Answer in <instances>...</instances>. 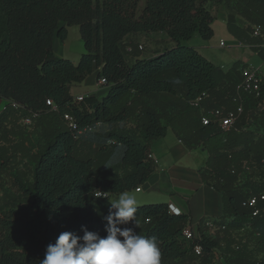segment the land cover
<instances>
[{"label":"trees","instance_id":"trees-1","mask_svg":"<svg viewBox=\"0 0 264 264\" xmlns=\"http://www.w3.org/2000/svg\"><path fill=\"white\" fill-rule=\"evenodd\" d=\"M209 1L145 0L140 7L142 0H0V97L8 101L0 114V264H39L61 232L83 235L86 228L106 237L110 196L148 182L157 168L152 145L169 129L188 149L208 152L201 176L222 194L224 215L215 220L227 228L210 236L199 227L201 239L193 242L183 235L192 224L188 214L151 203L137 205L135 231L157 239L160 264H213L217 253L226 264H264V214L254 217L248 204L264 192V77L259 95L243 92L248 65L224 71L183 44L195 34L214 36ZM219 2L231 32L237 17L248 23L242 42L264 60V0ZM71 26L80 28L87 50L78 64L53 51L54 37L66 40ZM255 26L262 38L253 37ZM158 32L175 46L128 63L126 37ZM96 71L108 94L75 100L72 86ZM241 105L229 130L202 124L204 113ZM88 127L94 130L83 132ZM240 230L241 237L233 235ZM197 243L201 257L193 251Z\"/></svg>","mask_w":264,"mask_h":264},{"label":"crops","instance_id":"crops-1","mask_svg":"<svg viewBox=\"0 0 264 264\" xmlns=\"http://www.w3.org/2000/svg\"><path fill=\"white\" fill-rule=\"evenodd\" d=\"M142 4L145 5V0H142ZM207 8L214 16L212 23L214 36L210 40H204L199 34H195L183 44L197 49L200 54L224 71H229L235 63L240 62L258 69L264 76V60L253 50V46L242 42V38L248 37L246 33L248 23L242 17H237V33H233L228 28V11L223 3L219 0H210ZM67 30L69 33V27ZM81 39L84 43V51L74 50L68 44V37L62 40L56 35L53 41L54 54L78 64L83 54L87 52L82 36ZM144 43L147 48L140 50V45ZM124 44H127L126 59L130 64L137 59L157 57L166 49L175 46V42L164 32L132 34L126 37ZM258 56L262 63L255 66ZM108 92L109 87L98 80L97 71L88 76L84 82L74 84L71 88V95L75 100L78 97L91 96L101 100ZM7 104L8 101L0 97V114ZM151 154L157 168L148 182L141 187V191H133L143 193L146 189L150 191V195L137 202V205L152 201L173 205L181 214H188L194 226L199 225L205 218L219 220L222 218L224 215L222 194L205 184L201 176V171L206 168L209 158L204 147L188 149L169 129L164 138L153 143ZM110 201L112 202L111 197Z\"/></svg>","mask_w":264,"mask_h":264},{"label":"clouds","instance_id":"clouds-1","mask_svg":"<svg viewBox=\"0 0 264 264\" xmlns=\"http://www.w3.org/2000/svg\"><path fill=\"white\" fill-rule=\"evenodd\" d=\"M104 193L97 191L98 197ZM137 200L125 192L110 204L106 222V237L82 228L83 235L61 232L54 243L46 247L39 264H160L161 253L155 237H145L138 228ZM131 224L132 227L126 225Z\"/></svg>","mask_w":264,"mask_h":264},{"label":"built area","instance_id":"built-area-1","mask_svg":"<svg viewBox=\"0 0 264 264\" xmlns=\"http://www.w3.org/2000/svg\"><path fill=\"white\" fill-rule=\"evenodd\" d=\"M252 35L255 38H262L263 37L262 29L258 26H255L253 28ZM262 47H264V41H263ZM144 48H146V47L140 45V50H145ZM241 73L243 76V81H242V84L239 86V89L242 90L243 92L254 93L256 95H259L260 91H261L262 79L264 77L262 75V73L258 69L253 68V67H249V66L243 68ZM100 83H102L103 85L107 84L105 79H102L100 81ZM83 99H84V97H78L77 101H82ZM200 100H201V98L196 100L194 102V105L199 106ZM14 105H17V104L15 103ZM47 105H50V106H53L54 108H56V106L52 100H48ZM242 112H243V106L242 105L239 106L237 108V110L230 111L227 113H225L224 111H222L220 109H216V110H212L209 114H205V113L202 114L201 121H202V124L205 126L210 125L212 122H217L220 124V126L224 130H229L234 125V123L236 122L237 116ZM64 119L67 122L68 127L72 131H75L78 129L77 121L71 114H65ZM24 123L30 124L31 120L26 119V120H24ZM93 130H94L93 127H88V128H85L83 130V132L93 131ZM81 132L82 131H80V133ZM149 157L152 159V154H150ZM97 191H100V190H96V192H95V196L98 197ZM137 191H141V187L138 188ZM102 196L107 197V194H103ZM260 201H264V192L261 193L260 195H254V196L250 197L248 200L249 206L254 208V210H253V216L254 217L259 216L261 214H264V209L258 207V203ZM170 212L173 214H176V215L181 214L180 211L177 208H175L173 205H170ZM199 227H202L204 229L205 234L210 235V236L222 234L227 228L226 225L219 223L215 219L205 218L197 226H194L193 224L188 225L183 231L184 237L187 240H190L193 242L197 238L201 239V234L198 232ZM243 233H244V230H240V231L234 232L233 235L234 236L239 235L241 237L243 235ZM193 251H194L195 255L201 257L203 255V246L201 244L197 243L194 245ZM216 256L217 257L215 258L213 264H226V259H225L224 255L217 253Z\"/></svg>","mask_w":264,"mask_h":264},{"label":"rangeland","instance_id":"rangeland-1","mask_svg":"<svg viewBox=\"0 0 264 264\" xmlns=\"http://www.w3.org/2000/svg\"><path fill=\"white\" fill-rule=\"evenodd\" d=\"M142 3H140V7H142ZM68 44L71 45V47L74 49V50H85L84 48V43L81 39V34L79 32V27L78 26H71L69 27V33H68ZM146 43L142 44V46H145L147 48V46L145 45ZM145 49V48H144ZM257 63L255 64V66H258L260 65L262 62H261V58L258 56L257 58ZM129 193L130 195H133L137 202L143 200L144 198H146L147 196L150 195V191H147L146 189L143 191V193H136V192H127ZM120 195H112L110 196L111 197V200L112 202L114 203L118 198H119ZM160 201H152V202H148V203H143V204H151V203H158Z\"/></svg>","mask_w":264,"mask_h":264}]
</instances>
